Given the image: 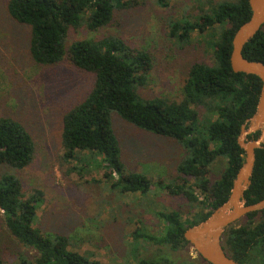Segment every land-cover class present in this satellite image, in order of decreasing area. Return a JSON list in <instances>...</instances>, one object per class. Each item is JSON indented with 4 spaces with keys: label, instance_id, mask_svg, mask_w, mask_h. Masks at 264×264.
I'll list each match as a JSON object with an SVG mask.
<instances>
[{
    "label": "trees",
    "instance_id": "16d2710c",
    "mask_svg": "<svg viewBox=\"0 0 264 264\" xmlns=\"http://www.w3.org/2000/svg\"><path fill=\"white\" fill-rule=\"evenodd\" d=\"M131 1L8 0L7 12L29 27V52L36 64L67 59L94 75L85 98L62 117L61 159L82 163L77 169L80 175L84 167L95 164L119 194L146 196L157 186L169 196L183 197L194 209L188 219L178 210L154 211L157 231L137 220L123 264H208L192 250L183 232L227 199L244 160L237 136L255 110L261 81L255 75L233 72L229 56L234 32L250 16L248 1L197 0L196 13L180 20L169 18L170 37L187 44L195 32L211 48L209 62L191 64L177 100L143 99L138 94L137 87L147 84L152 67L145 49L132 47L114 34L66 44L70 28L99 31L112 24L115 11L132 6ZM157 3L167 6L166 0ZM242 54L264 63V26L244 45ZM112 113L180 144L184 153L176 175L152 185L145 174L126 171L111 126ZM33 156L34 142L25 126L10 116H0V223L11 239L1 252L0 264L2 260L7 264H103L92 253L71 250L68 236L42 232L35 226L42 191L33 189L27 194L13 172L27 167ZM218 162H223V168L212 180V167ZM263 197L264 147L255 150L244 199L251 204ZM222 247L238 264H264V209L229 225L222 235Z\"/></svg>",
    "mask_w": 264,
    "mask_h": 264
},
{
    "label": "rangeland",
    "instance_id": "374dc122",
    "mask_svg": "<svg viewBox=\"0 0 264 264\" xmlns=\"http://www.w3.org/2000/svg\"><path fill=\"white\" fill-rule=\"evenodd\" d=\"M7 2L0 0V116L20 121L34 142L32 162L13 172L27 194L33 189L42 191L35 226L42 232L68 236L71 250L92 253L103 264H123L137 220L157 231L154 211L178 210L188 219L194 209L183 197L169 196L157 186L146 196L119 194L95 164L84 167L80 175L77 169L83 167L82 163L61 159L62 117L85 98L94 75L77 69L67 59L36 64L29 52V27L9 16ZM131 2L132 6L115 11L112 24L99 31L70 28L66 44L114 34L132 47L145 49L152 67L147 84L137 87L138 94L143 99L177 100L191 64L209 62L211 56V48L195 32L187 44L169 36V18L180 20L196 13L197 0H166L165 7L157 0ZM110 120L126 171L145 174L152 185L176 175L184 153L180 144L139 129L116 113ZM73 167L76 170H71ZM222 168L223 162L213 165L212 180L218 178ZM0 229L1 255L11 239L2 223ZM2 263L7 264L4 260Z\"/></svg>",
    "mask_w": 264,
    "mask_h": 264
},
{
    "label": "water",
    "instance_id": "95a60500",
    "mask_svg": "<svg viewBox=\"0 0 264 264\" xmlns=\"http://www.w3.org/2000/svg\"><path fill=\"white\" fill-rule=\"evenodd\" d=\"M247 1L250 16L234 32L229 56L233 72L255 75L261 81L255 110L241 124L237 136V144L244 152V160L232 180L227 199L206 219L187 227L183 232V237L192 250L208 264H238L225 253L222 235L229 225L245 215L264 209V197L251 204H246L244 199V192L251 183L255 150L264 147V63L249 60L242 54L244 45L264 26V0ZM254 133H259L258 137L252 138Z\"/></svg>",
    "mask_w": 264,
    "mask_h": 264
}]
</instances>
